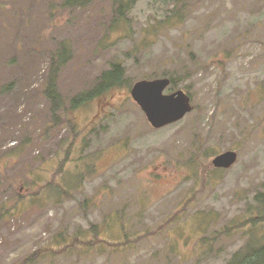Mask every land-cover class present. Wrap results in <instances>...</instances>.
<instances>
[{
	"label": "rangeland",
	"instance_id": "1",
	"mask_svg": "<svg viewBox=\"0 0 264 264\" xmlns=\"http://www.w3.org/2000/svg\"><path fill=\"white\" fill-rule=\"evenodd\" d=\"M77 1L0 0V264H226L263 242L264 0ZM161 78L193 109L153 129L130 89Z\"/></svg>",
	"mask_w": 264,
	"mask_h": 264
},
{
	"label": "water",
	"instance_id": "2",
	"mask_svg": "<svg viewBox=\"0 0 264 264\" xmlns=\"http://www.w3.org/2000/svg\"><path fill=\"white\" fill-rule=\"evenodd\" d=\"M169 85L168 78L140 80L130 89L131 99L143 112L146 121L153 129L174 124L193 109L190 97L183 90L165 94ZM236 161V152L226 151L214 157L212 165L218 169H229Z\"/></svg>",
	"mask_w": 264,
	"mask_h": 264
},
{
	"label": "trees",
	"instance_id": "3",
	"mask_svg": "<svg viewBox=\"0 0 264 264\" xmlns=\"http://www.w3.org/2000/svg\"><path fill=\"white\" fill-rule=\"evenodd\" d=\"M68 4H72L77 2L79 4L80 1L77 0H68ZM72 2V3H71ZM136 0H119V6L117 12L123 15L125 12L129 11L133 4H135ZM67 60V51L63 45L57 51L56 56L52 58V64L49 71V76L46 81V86L44 90L45 97L51 103V112L53 117H55L58 111L61 109L62 99L60 95L56 91V76L59 71V68L66 62ZM123 78V69L118 64H113L109 71H106L101 74L100 79L95 86V88L91 91L90 94L87 95L88 98L102 95L103 93L114 89L119 86L122 82ZM171 83V79H170ZM3 91L7 90V87L2 89ZM86 98V97H85ZM82 97H75L74 103L81 101ZM261 198H264L261 195H258ZM253 221V220H252ZM264 221V217H261V222ZM255 222V220H254ZM259 223V221H258ZM96 228L93 226L92 230ZM226 264H264V241L259 245L255 246H247L246 252L238 251L231 256V259Z\"/></svg>",
	"mask_w": 264,
	"mask_h": 264
}]
</instances>
